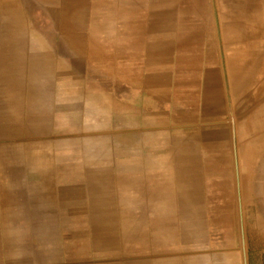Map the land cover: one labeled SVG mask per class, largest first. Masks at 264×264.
Returning <instances> with one entry per match:
<instances>
[{"label": "crops", "instance_id": "1", "mask_svg": "<svg viewBox=\"0 0 264 264\" xmlns=\"http://www.w3.org/2000/svg\"><path fill=\"white\" fill-rule=\"evenodd\" d=\"M224 4L0 0V264H258L256 5Z\"/></svg>", "mask_w": 264, "mask_h": 264}, {"label": "rangeland", "instance_id": "2", "mask_svg": "<svg viewBox=\"0 0 264 264\" xmlns=\"http://www.w3.org/2000/svg\"><path fill=\"white\" fill-rule=\"evenodd\" d=\"M218 4L223 0H217ZM225 4L224 6L228 5H237V0H224ZM255 2L256 5V22L254 26V30L251 29V41L248 39V35H246V40H242V45L240 46L241 52L239 53L240 55L245 56V63L241 65L240 67V72H242V77L245 78L249 73H253L254 71L257 74V84L258 86L264 88V0H241V6L248 7L249 4H252V2ZM214 5V10L215 11V17H218V11L219 7L216 4H210ZM216 6V7H215ZM246 13V12H245ZM247 15V13L245 14ZM247 18V16H246ZM252 27V25H251ZM248 33V30L246 31ZM242 39L244 35V31L241 32ZM255 36V38H253ZM229 40H226V47H225V52L226 54H229L233 49L231 47L232 42L229 44ZM230 45V46H227ZM236 54V53H235ZM231 63V62H230ZM233 66V64L231 63ZM237 66H233V69ZM238 71L236 70H231V76H235V73ZM236 84L234 85V90L237 88ZM257 106H256V135H257V147H258V154H257V159H256V165H254V173L251 175L252 179L254 180L255 186H256V194H258V198L255 201L256 203V212L254 208H252L253 213L251 214L249 212L250 207H246V220H250L249 218L255 219L257 213V218L258 219H263L264 220V91L259 90L257 94ZM233 118V117H232ZM225 135L226 138H230V132L229 129L225 130ZM228 178V177H227ZM231 179L228 178L227 181H225L226 186H229L230 183H228ZM263 183H260L262 182ZM253 183V182H252ZM231 187V186H230ZM231 192H223V195H228ZM217 195V194H216ZM218 196H221V193H219ZM227 199V197H226ZM223 198V201L221 200L220 202L225 203V206H223V203L218 206L219 208H214L215 211L220 210L223 211V213L228 216L229 214H235L234 208L232 206H226L227 200ZM226 200V202H225ZM259 245H262L264 247V239H258ZM258 264H264V254L263 255H258Z\"/></svg>", "mask_w": 264, "mask_h": 264}]
</instances>
